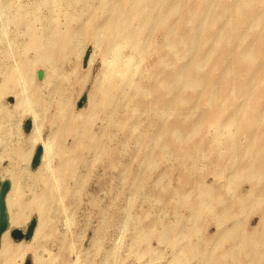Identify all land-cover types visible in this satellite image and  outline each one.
Instances as JSON below:
<instances>
[{
	"label": "rangeland",
	"instance_id": "374dc122",
	"mask_svg": "<svg viewBox=\"0 0 264 264\" xmlns=\"http://www.w3.org/2000/svg\"><path fill=\"white\" fill-rule=\"evenodd\" d=\"M156 1L0 0V240L25 252L16 264H264L244 253L264 250L262 205L226 212L253 195L238 173L253 137L227 123L264 108V3L229 33L251 0Z\"/></svg>",
	"mask_w": 264,
	"mask_h": 264
},
{
	"label": "bare ground",
	"instance_id": "6f19581e",
	"mask_svg": "<svg viewBox=\"0 0 264 264\" xmlns=\"http://www.w3.org/2000/svg\"><path fill=\"white\" fill-rule=\"evenodd\" d=\"M144 2L146 3V1H144ZM251 3H260L261 4V3H264V0H251V1L246 2L243 5H241L238 9L237 14H236V17H238V19L240 18V23L238 22L239 25L234 27V28L232 27V23H231L228 27L229 29L227 30L229 33L236 32V30L240 26L241 22H243L242 20H244L245 18H247V20H248L251 16H254L253 11H248L251 7ZM114 4L116 5L117 2L114 1L112 5H114ZM148 4H153L154 6L152 8H155L157 6V1L151 0V2ZM175 8H176V10H178L179 3L175 6ZM222 11H223V15H224L229 11V8H228V11L226 9L222 8ZM135 15H136V17H138L142 21L148 20L152 16L150 11L148 10V8L144 9V10H138L135 13ZM159 20H160L159 22L165 24V26L167 28L170 26V22H172L170 19H168V17H166V18L160 17ZM243 23H244L243 25H245L246 22H243ZM112 27H117V26L113 25ZM112 27H110V28H112ZM119 27H121V26H119ZM68 42L69 41H66V43H68ZM45 58H49V57H46V55H45L44 59ZM248 58H250V55L248 56ZM235 63H238V62H235ZM246 63H247L246 68L250 72L254 71L256 69L255 66L252 65V61L250 59L246 60ZM238 69H240L239 66H238ZM188 77L190 80H192V82L195 81L196 79L200 78V76H195V77L194 76H188ZM256 79L258 81L256 82V85L254 87L255 93L264 95V90H262V88L264 87V69H263L262 75L261 74L256 75ZM111 83H108V86ZM209 87H210V92H212V90L214 89V84L211 83L209 85ZM255 93H253V94H255ZM106 95H107V92L105 91L104 96H106ZM232 95H237V94L233 93ZM162 102L165 103V106H167L166 109H168V107L170 106V103H172L173 101H164L163 100ZM216 104L220 105L221 102L217 101ZM249 105H252V107L244 108L245 112L242 113V115L239 118L237 117L236 119H231L230 122L227 123V125L229 127L234 126L238 130H240L241 132L246 133V136L249 135V136L253 137V140H251L250 147L244 149L241 153L242 158H247V161H246V164L243 166V168L238 173H239V176L244 181L251 182V187L253 189L252 194L255 195L256 188H258V187H257V183L254 181V179L256 177L261 178L264 176V164L261 163L262 162V156H264V134L263 135H257L255 132V127H257L258 125H261V124L264 125V108L261 109L259 106H257L258 105L257 103L256 104H249ZM190 128L192 129V131L194 130V126L191 125ZM44 147L42 148L43 151L45 150ZM227 148H228V144H227ZM244 151L247 153H244ZM43 157H41V158H43ZM185 159L191 160V158L188 156H185ZM234 164L235 163L231 164V166L236 171L237 167ZM185 169L187 171L190 170L189 168H185ZM224 172L225 171H222L219 175H224ZM10 189H11V185H10ZM254 189H255V192H254ZM9 192H8V194H9ZM253 195L246 196V197H243V196L237 197V199L235 200V202L237 204L236 207L235 208L233 207V209H231V210L226 209V212L233 215L234 211H235V213L238 211L237 207L241 208V206L246 204L249 200H255L257 203H260L262 205V207L264 208V197L261 196V194H259L258 197L253 196ZM204 196L198 197L196 195L195 196L183 195L184 205L190 207L195 213H198V214H202L203 212L219 213L221 210H219L218 208H215V206L213 205L214 200H212L211 202L210 201L207 202V197H204ZM5 203H6V201H5ZM208 204L211 205L212 208H210ZM261 212L263 214V219H264V210L262 209ZM197 217H198V215H197ZM222 227H223V224L217 225V228L220 231H221ZM3 234H5V233H3ZM249 239L251 240L252 237ZM248 243L252 244V241L251 242L248 241L246 244H248ZM0 246H1L2 258L5 260L4 264H16L17 259L23 260V258L25 256V252L22 249L13 248L10 245L6 235H4L2 237V240H0ZM250 252L263 254L264 250H262V251L247 250L244 253L249 254ZM245 257H248V255ZM261 257H263V256H261ZM253 258L254 257H252V260H254ZM259 258L260 257H257L255 259L258 260Z\"/></svg>",
	"mask_w": 264,
	"mask_h": 264
},
{
	"label": "water",
	"instance_id": "95a60500",
	"mask_svg": "<svg viewBox=\"0 0 264 264\" xmlns=\"http://www.w3.org/2000/svg\"><path fill=\"white\" fill-rule=\"evenodd\" d=\"M43 154L42 147L36 150V154L33 159V168H37L40 165L41 157ZM10 191V183H0V236L8 229V217L6 215V196ZM32 227L29 228L26 237L30 238L32 235Z\"/></svg>",
	"mask_w": 264,
	"mask_h": 264
},
{
	"label": "crops",
	"instance_id": "0c3cea01",
	"mask_svg": "<svg viewBox=\"0 0 264 264\" xmlns=\"http://www.w3.org/2000/svg\"><path fill=\"white\" fill-rule=\"evenodd\" d=\"M11 190V189H10Z\"/></svg>",
	"mask_w": 264,
	"mask_h": 264
}]
</instances>
